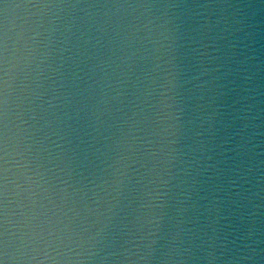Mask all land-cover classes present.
<instances>
[{"label": "clouds", "instance_id": "9594fccd", "mask_svg": "<svg viewBox=\"0 0 264 264\" xmlns=\"http://www.w3.org/2000/svg\"><path fill=\"white\" fill-rule=\"evenodd\" d=\"M0 264H264V0H0Z\"/></svg>", "mask_w": 264, "mask_h": 264}]
</instances>
